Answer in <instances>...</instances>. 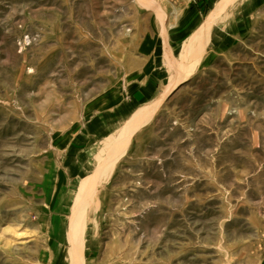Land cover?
<instances>
[{"label": "rangeland", "instance_id": "obj_1", "mask_svg": "<svg viewBox=\"0 0 264 264\" xmlns=\"http://www.w3.org/2000/svg\"><path fill=\"white\" fill-rule=\"evenodd\" d=\"M168 6L0 0V264H49L54 246L66 252L69 244L53 235L58 220L68 227L70 210L52 207L65 161L51 143L123 84L138 42L133 29ZM168 63L167 83L101 140L113 143H99L79 180L71 216L81 237L68 248L71 261L79 248L75 264L88 203L95 223L85 224V240L95 230L122 259L145 261L146 249L157 256L169 247L178 264L181 246L195 247L203 264H245L264 250V0L206 7ZM155 104L148 121L129 128Z\"/></svg>", "mask_w": 264, "mask_h": 264}, {"label": "crops", "instance_id": "obj_2", "mask_svg": "<svg viewBox=\"0 0 264 264\" xmlns=\"http://www.w3.org/2000/svg\"><path fill=\"white\" fill-rule=\"evenodd\" d=\"M217 0H197L190 4L189 0H176L170 2L168 8L161 12L147 13V23L133 29L137 34L138 42L134 47L136 52L129 53V58L123 64V88L114 87L103 95H100L95 107L89 108L84 121L60 133L56 142L51 143L50 153L63 155L64 164L57 167V191L53 200V209L58 211L69 209L68 227L65 220H58L62 225L61 232L53 235V241H61L69 244L74 243L73 220L71 216V205L74 200L78 183L85 173L88 163L100 142L112 144L113 140L101 141L103 138H114L118 130H122L129 116L136 110L137 106L145 100L155 97L159 90L168 81V62L174 60L180 48L187 42L189 35L200 26L201 17L206 7L214 5ZM181 42V43H180ZM131 55V56H130ZM120 79V80H121ZM117 131V132H116ZM120 132V131H119ZM88 170V169H87ZM63 178V180H61ZM73 193V194H72ZM72 194V196H71ZM63 195H65L63 197ZM91 204L88 203L82 248L81 264H171L169 247H162L160 254L153 256L154 249H146L145 261L138 258L122 259L117 254L116 245L105 242L96 237L95 230L85 240V224L88 221L94 225ZM165 235V234H164ZM195 238V234H188ZM168 238L169 235L167 234ZM178 240L181 234H177ZM114 246V247H112ZM51 250L49 264H70L68 248L66 252L61 251L59 245ZM178 264H203L201 255H197L196 249L178 246ZM161 257V260L158 258ZM212 258V257H211ZM210 258V259H211ZM245 264H264V250L255 249ZM216 264L217 257L209 260V264Z\"/></svg>", "mask_w": 264, "mask_h": 264}, {"label": "bare ground", "instance_id": "obj_3", "mask_svg": "<svg viewBox=\"0 0 264 264\" xmlns=\"http://www.w3.org/2000/svg\"><path fill=\"white\" fill-rule=\"evenodd\" d=\"M157 108V104L152 105V107L147 108L145 110L139 111L137 113L134 114L133 118L131 119L130 123H129V128L134 126L135 122H138L140 124H143L144 122L148 121L149 118L154 114V112L156 111ZM86 188L83 184V182L81 183L80 187H79V192L84 191L85 192ZM81 234H76V232L74 231V240L75 242L77 241V244L80 240ZM74 253H72V261L71 264H75V260L77 259V257L79 256V248L78 247H74V250L72 251Z\"/></svg>", "mask_w": 264, "mask_h": 264}, {"label": "built area", "instance_id": "obj_4", "mask_svg": "<svg viewBox=\"0 0 264 264\" xmlns=\"http://www.w3.org/2000/svg\"><path fill=\"white\" fill-rule=\"evenodd\" d=\"M189 1H193V0H189Z\"/></svg>", "mask_w": 264, "mask_h": 264}]
</instances>
